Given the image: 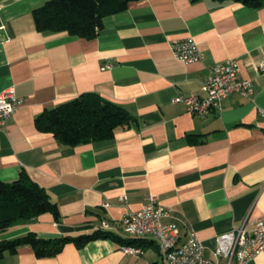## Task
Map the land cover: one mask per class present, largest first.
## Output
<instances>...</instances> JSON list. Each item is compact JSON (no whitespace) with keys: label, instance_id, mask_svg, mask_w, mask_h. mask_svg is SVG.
<instances>
[{"label":"crops","instance_id":"0c3cea01","mask_svg":"<svg viewBox=\"0 0 264 264\" xmlns=\"http://www.w3.org/2000/svg\"><path fill=\"white\" fill-rule=\"evenodd\" d=\"M48 0H0V95L13 87L23 105L0 130V180L22 174L44 188L60 212L44 214L0 234L9 240L90 234L101 222L120 226L155 195L184 240L196 231L213 258L218 238L264 217V6L232 0H137L108 16L92 40L36 29L33 11ZM4 26V29L2 27ZM193 38L201 62L177 59L171 43ZM237 60L254 95H230L221 111L192 115L178 95L205 97L216 64ZM109 66V67H107ZM85 93L125 108L131 125L111 140L75 147L39 132L42 113ZM126 197L127 201H121ZM143 240V239H140ZM123 253L112 240L67 244L38 259L29 246L0 264H163L158 245ZM251 264H264V253Z\"/></svg>","mask_w":264,"mask_h":264},{"label":"trees","instance_id":"16d2710c","mask_svg":"<svg viewBox=\"0 0 264 264\" xmlns=\"http://www.w3.org/2000/svg\"><path fill=\"white\" fill-rule=\"evenodd\" d=\"M137 0H48L34 9L33 17L39 32L62 33L86 40L95 39L104 27V19L128 10ZM200 1V0H193ZM227 1V0H216ZM252 8L264 6V0H232ZM134 117L122 106L96 93H85L47 110L35 121L39 132L52 134L66 146H79L111 140L116 130L129 126ZM52 214L59 222L60 212L46 190L22 174L14 182L0 180V234L14 226ZM102 231V232H101ZM95 229L90 234L42 238L35 232L9 240H0V261L29 246L36 258L59 255L67 244L82 248L96 240H112L123 246L147 247L148 240L124 239L111 231ZM108 232V233H106Z\"/></svg>","mask_w":264,"mask_h":264},{"label":"built area","instance_id":"2783aa9c","mask_svg":"<svg viewBox=\"0 0 264 264\" xmlns=\"http://www.w3.org/2000/svg\"><path fill=\"white\" fill-rule=\"evenodd\" d=\"M171 50L184 63L201 62L204 59L197 42L191 37L172 41ZM257 67L264 73V61ZM211 71V76L203 85L205 97L180 94L175 99V102L183 103L192 115L205 117L214 111H221L225 100L232 94L245 98H252L254 95V82L241 78L237 60L216 64ZM23 103L13 87L0 95V130ZM260 114L264 116V110H260ZM121 201L126 202L127 198L122 197ZM256 221H263V228H256ZM120 226L128 235L150 234L157 237L163 264H251L257 256L264 253V217L251 221L249 229L243 227L220 236L212 259L206 256L205 246L193 229H189V237L182 250L168 252V245L178 234V223L174 219L173 209L162 205L159 198L151 194L141 210L125 215ZM96 227L115 230L106 222H101ZM121 251L136 256L141 254V249L134 246H122Z\"/></svg>","mask_w":264,"mask_h":264},{"label":"bare ground","instance_id":"6f19581e","mask_svg":"<svg viewBox=\"0 0 264 264\" xmlns=\"http://www.w3.org/2000/svg\"><path fill=\"white\" fill-rule=\"evenodd\" d=\"M256 228H263V221H256ZM97 229H102L104 231H112L109 229V227H97ZM106 233H108V232H106ZM129 236L136 238V240H138V239H143V240L144 239H151L157 243L158 248H159V239L157 237H152V235H150V234H138L136 236H134V235H129ZM188 237H189V233L186 236V238L184 240H182L180 227L178 226V234H176L175 240L168 245V252H176V251L182 250L185 242L188 239Z\"/></svg>","mask_w":264,"mask_h":264}]
</instances>
